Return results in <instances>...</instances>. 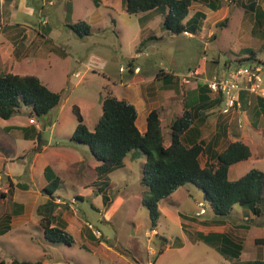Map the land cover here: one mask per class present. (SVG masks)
<instances>
[{
    "label": "rangeland",
    "instance_id": "obj_1",
    "mask_svg": "<svg viewBox=\"0 0 264 264\" xmlns=\"http://www.w3.org/2000/svg\"><path fill=\"white\" fill-rule=\"evenodd\" d=\"M70 2L72 21L90 25L89 36L79 38L64 26L65 9ZM70 2L0 0V70L36 76L49 90L61 92L62 96L61 103L45 116L36 117L31 107L23 106L11 119L0 118V167L1 162L4 164L0 170V194L10 187L9 179L19 198L27 193L18 185L40 190V173L43 176L48 165L59 178L53 195L60 196L63 202L59 203L56 215L67 221L74 239L72 246L46 240L41 219L36 222L35 216L3 220L0 264H12L14 260L40 263L49 260L48 264H240L198 235V227L191 218L221 220L225 227L230 225V237L236 240L237 223L250 217V222H243L251 223L246 238L264 239V213L254 217L248 208L236 205L227 216L217 217L202 200V192L190 184L175 193L172 207L162 204L164 211L161 210L152 230L148 211L142 204L146 192L141 182L142 167L146 157L133 151L124 158L121 168L97 178L95 167L99 162L86 145L70 139L77 125L72 107L79 108L84 124L92 131L102 116V100L106 95L128 101L133 96L139 128L149 110H157L161 119L164 115L162 136L168 146L171 124L166 114L172 116L181 108L179 94L188 85L183 82L184 77L195 70L209 77H227L235 66L254 63H238L248 57L246 48L254 50L258 61L264 62V25H255L253 13L244 12L239 7L240 0H221L226 12L223 9L202 12L205 19L198 20L196 34L186 32L190 36L171 33L156 14L145 23L139 22L137 15L125 12L122 0H98L97 7L93 0ZM255 2L264 8V0ZM200 7L192 4L188 18ZM44 17L47 26L42 24ZM224 18H228L225 25L217 26ZM7 19L37 33L46 27L50 31L45 37L47 41L35 37L38 45L31 49L34 56L13 66L10 57L18 40L12 32L3 36ZM147 34L151 37L145 39ZM91 59L103 62V68L100 62H95V67L88 69ZM130 61L132 71L139 68L137 73L128 72ZM160 72L170 75L171 82L157 80ZM148 91L156 92V105L144 100ZM192 100L186 97V101ZM31 119L35 124L30 123ZM33 126L39 129L36 135ZM245 130L252 136V149L264 158V135L256 134L252 128ZM24 135H29L32 141L22 138ZM206 155L199 157L201 166L205 165ZM258 168L264 171V164ZM29 170H34L33 175ZM230 179L235 180L236 176L231 173ZM35 200V204L41 203L43 197L39 195ZM11 209L7 199L0 197V213ZM201 209L205 212L196 215ZM5 225L9 229L2 234ZM261 249L264 252V247Z\"/></svg>",
    "mask_w": 264,
    "mask_h": 264
},
{
    "label": "trees",
    "instance_id": "obj_2",
    "mask_svg": "<svg viewBox=\"0 0 264 264\" xmlns=\"http://www.w3.org/2000/svg\"><path fill=\"white\" fill-rule=\"evenodd\" d=\"M194 1L122 0V3L128 15L161 11L158 13L163 17L164 27L173 34L184 32L196 34L198 20L201 18L204 20L205 14L194 12L188 18L189 8ZM219 1L211 0L208 8L213 11L217 10ZM238 3L240 4V2ZM94 5L97 6V0H94ZM244 8L253 13L256 26L264 25V11L256 7L254 2ZM66 9L68 13L71 12V3L67 5ZM227 20L228 18H224L216 25L224 26ZM67 27L79 38L90 35V27L84 21L68 24ZM244 52L248 54V57L239 60L238 63L253 61V64H261L256 59L254 50L246 48ZM131 66L132 61L128 63L129 73L134 72ZM160 73L156 75L157 80L165 79L166 84L171 82L170 75ZM204 88L201 86L203 91H205ZM206 90L208 91V89ZM219 99L221 103L222 98ZM258 99L263 103L264 98L259 97ZM61 100V92L49 90L36 76H21L3 73L0 70V118L3 120L11 119L20 112L23 106L31 107L36 117L45 116L56 108ZM72 112L77 125L70 139L78 144L86 145L99 162V165L95 167L97 178L121 168L124 158L133 151H139L146 157L142 167L141 182L146 186L142 204L148 211L152 230L156 227L160 217L159 203L179 188L190 184L202 192V200L209 205L217 217L227 216L236 205L248 208L255 217H260L264 213V173L262 171L253 168L236 181L228 179L230 166L247 160L251 156L249 147L241 141L232 142L222 152L215 154L213 157L215 163H206L201 166L199 157L202 154L206 155L210 151V147L203 146V144L187 146L183 143L182 136L191 125V116L187 110L171 123L168 146L164 145L160 116L156 110H152L147 115L144 133H140L136 126L137 110L135 106L112 95H106L103 98L102 116L92 131L84 124L83 116L77 106L72 107ZM32 132L37 134L35 129ZM43 174L47 185L42 191L52 198L58 187L59 178L49 166L44 168ZM17 187L25 188L24 185ZM1 195L5 196V194ZM9 200L11 202V198ZM58 206L60 205L49 201L40 208V211L45 209L47 212L45 215H41L40 225L43 236L52 243H64L67 246H72L74 239L64 230L65 223L59 227L53 226V219L60 223L59 215L52 216ZM12 208L13 213L21 212L23 209L22 206H19V209L18 206ZM7 219L10 220V217ZM8 229L9 227L5 225L2 234L6 233ZM219 237L218 240H215L208 236L204 237V240L215 246L222 255L228 254L236 258L237 244L224 235ZM256 243L264 245V239L256 240ZM12 264L41 263L39 261L14 260Z\"/></svg>",
    "mask_w": 264,
    "mask_h": 264
},
{
    "label": "crops",
    "instance_id": "obj_3",
    "mask_svg": "<svg viewBox=\"0 0 264 264\" xmlns=\"http://www.w3.org/2000/svg\"><path fill=\"white\" fill-rule=\"evenodd\" d=\"M255 1L256 0H240V4L239 3L238 4H239V7L242 8L244 12H249V11H246V9L244 7L250 6L251 2H254L255 6L259 7L257 2H255ZM210 2H211V0H195L194 2L191 3V6H192V4L197 3L198 6L200 5L201 7H200V9H197L194 12H209L210 8H208V4ZM219 2H220L219 7L215 11L223 9L221 0ZM93 3H94V0H93ZM99 5H100V3L97 0V6H99ZM94 6H96V5H94ZM191 6H190V8H191ZM202 7H205L206 10L203 11ZM190 8H189V12H190ZM259 8L264 11V8H262V6ZM65 10H66V12H65V21L66 22H65L64 26L66 28H68L67 27L68 24H74V23L80 21V20H78L76 22L72 21L71 18L74 15V12H72L73 11L72 5H71V12L70 13L67 12V9H65ZM211 11H213V10H211ZM223 11L226 12L224 9H223ZM12 13H9V15L11 16ZM154 14L159 15L161 18V21H163L162 15L157 14V12H154V11L145 12V13H138V14H133V15L138 16L139 22L145 23L146 21H149L150 19H152V15H154ZM8 20L9 19H7V22H8ZM7 24L8 25L2 29L3 36L6 37V34L8 32H12L13 37L16 36V38L18 40L17 44H15L13 46L14 47L13 53L11 52L12 54H11L10 58H11L12 62L10 63V66L20 64L21 62H23L24 59L26 60L28 57L34 56V53L31 51V49L34 48V46L38 45L37 42L34 41L35 37L40 38L41 41L42 40L47 41V40H45V37L47 36L46 34H48L50 32L48 27H46L45 31L43 29H41L40 32L37 33L34 30H31L28 27H25L22 25L13 24L11 22H8ZM42 24L44 26H47L48 20L46 17L43 18ZM89 27H90V25H89ZM150 37H151V34H147L144 38L148 39ZM41 41H39V42H41ZM256 59H257V57H256ZM257 60H259V59H257ZM262 63H264V62L261 61V64ZM203 88H204V86H203ZM204 89H205V91H203L201 89V85L196 86L195 83H193V82L188 83V85L185 86V88L183 90H181L180 94H179L180 96H182V98L180 99L182 104H181V108H180L179 112L173 113L172 116H170L169 113L166 114L168 117H170L169 122L171 124L177 118L181 117L185 110H187L190 113L191 125L188 128V130L182 136L183 143H185V145H187V146H191L193 144H203V146L208 145L210 147V151L208 152L209 155H206V160L204 161V164H206V163H215V160L213 159L215 154L222 152L230 143L235 142V141H241L242 143H244L245 145H247L249 147V149L251 151V156L247 160L240 161V162L230 166L229 171H228V179L230 181H236L239 178H241L242 176H244L248 171H250L253 168L262 171L261 169L258 168V166H261L262 164H264V158H263V156H260L258 153H256L252 149V147H251L252 145H250V144H252V136L245 129L247 128V129L251 130V128H252L256 134L264 135V101L262 103V102H260V99H258L259 97L248 94L247 92H241L239 95L240 108L236 109L234 112H232L228 115H223L220 112V109L222 106L221 103L219 102L220 97L218 95L211 93L210 91H207L206 90L207 88H204ZM155 93L156 92H153V91L149 92L148 91L145 93V95H143V94L142 95L144 97V100L147 103L154 104L155 103L154 100H155V98H157V95ZM186 97H191V98H193V100L191 102L186 101ZM129 100L130 101H128L126 99L127 102L134 105V103H132V102H135L133 99V96H129ZM154 105H156V104H154ZM157 106L162 108L161 105H157ZM152 110H155V109L149 110L147 115ZM159 116H160V122L162 125L164 115L162 116V119H161L160 113H159ZM249 119L252 122H250ZM138 123H139V119H138V111H137L136 126H137L138 130L140 131V133H144L146 131V119H145V123H144V121L140 122L141 128H139ZM33 129H35L36 133L39 130V129L37 130L34 126H33L32 130ZM211 132H213V133H211ZM25 136L26 135H24V137H22V138L27 139V140L29 139L32 141V139L29 137V135L27 137H25ZM8 145L9 144H7V147H8ZM38 151H39V148H38ZM37 155L38 154H36V156ZM1 160H2V157L0 156V161ZM1 166L2 167H0V170L2 168H4V164H2V162H1ZM33 171L29 170L28 172H29V174L33 175ZM43 172H44V170H43ZM262 172L264 173V171H262ZM231 173H233L236 176L235 180L230 179ZM40 176L42 177V180L40 182L41 186L39 184L40 190H38V188H37V190L34 191V190L30 189V187L26 188V186H24L25 188L21 189V190L26 191L27 194L24 195L23 197H20V198L18 197L14 187L11 185L12 184L11 180L10 179L8 180L10 187L7 188V190L5 192L6 195L4 196L7 199V204L11 205L13 203L11 208L12 207L16 208V206H18V209H19V206H22L23 209L21 212H18V213H13V211H12L13 208L9 212L4 211V212L0 213V222H2V224H4L3 220H6L8 217H10V220H14L15 218H18L19 216H22V215H28V216L31 215V217L35 216V220L37 222L38 220L41 219V215H45L47 213V212H45V209H42V211H40V208L45 206V204L47 202L51 201L54 204H58V205H60L59 203H63V202H61L60 196L53 195L52 198H49V196H47L46 194L43 193L42 190L47 185V182H46V179L44 177V174L42 176L40 173ZM181 188H179V189H181ZM178 190H176L171 196L163 199L159 203L158 209H160L159 210L160 216H161L162 211H164L162 208V204L164 205V203H165L166 206L170 205L172 207L173 202H174V195ZM33 191L37 193V196L35 195L36 197H38L39 195H41V197H43V200L41 201V203L35 204L36 197L35 198L33 197V195H32ZM87 193H90V191H87ZM1 194H3V193H1ZM1 194H0V197H2ZM32 197H33V199H32ZM10 198H11V202L9 200ZM30 198H31V200H30ZM79 198L83 199V197H79ZM27 200H29V202H27ZM70 201L75 202V200H70ZM27 207H29L30 212H27ZM58 209H60V206H58L54 210V212L52 213V216L56 215V212L58 211ZM196 214H198V213H196ZM178 215H179V212H178ZM179 219L180 220H178V222L181 221V218H179ZM250 220H251L250 217H244L243 222L244 221L250 222ZM191 221L195 226L198 227V229H197L198 233L197 234L200 235L201 237L211 236L213 239L218 240L220 238L219 237L220 235H224V236L230 238L234 243H236L237 247H238L237 255H236V258L232 257V259L238 261L240 264H257V263L264 264V252H262V249H261V247H264V245L256 243V240H260L261 238H259V236H253V237L247 239L246 235H245L247 233V231L249 230L251 223L250 224L243 223V222L237 223L236 226L238 227V230H237V233L235 235L236 240H233V238L230 237V236H232L231 231L229 229L230 225H227L225 227L224 222L221 220H215V219H212V220H204V219L196 220L194 218H191ZM62 223H65L64 230L66 232L70 233L68 230V223L66 220H64L61 217L60 223H59L57 220L53 219V226L59 227L60 225H62ZM45 263L48 264L49 260L43 261L41 264H45Z\"/></svg>",
    "mask_w": 264,
    "mask_h": 264
},
{
    "label": "built area",
    "instance_id": "obj_4",
    "mask_svg": "<svg viewBox=\"0 0 264 264\" xmlns=\"http://www.w3.org/2000/svg\"><path fill=\"white\" fill-rule=\"evenodd\" d=\"M185 35L190 36L184 32ZM91 63L87 65L88 69L95 67V62H100L97 59H91ZM104 63L100 62V67L103 68ZM139 68H135L134 72L137 73ZM76 78L79 77L77 73ZM190 79H193L196 86H204L211 93L218 95L222 98L220 112L223 115H228L240 108L239 95L241 92H247L248 94L255 95L264 98V65L251 64L240 65L234 67L227 73V77L206 76L202 72L189 71L184 77V83H191ZM31 124H35L33 119L30 120ZM205 210L201 209L196 215H201ZM96 237H99L98 232L95 233Z\"/></svg>",
    "mask_w": 264,
    "mask_h": 264
}]
</instances>
